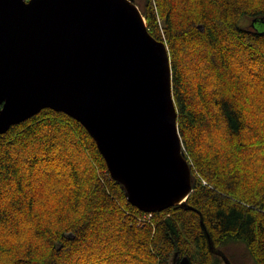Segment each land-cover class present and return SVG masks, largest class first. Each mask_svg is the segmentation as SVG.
Instances as JSON below:
<instances>
[{"label":"trees","instance_id":"1","mask_svg":"<svg viewBox=\"0 0 264 264\" xmlns=\"http://www.w3.org/2000/svg\"><path fill=\"white\" fill-rule=\"evenodd\" d=\"M134 1L170 52L192 193L138 224L87 128L44 108L0 133V264H219L208 233L264 264V0Z\"/></svg>","mask_w":264,"mask_h":264},{"label":"water","instance_id":"2","mask_svg":"<svg viewBox=\"0 0 264 264\" xmlns=\"http://www.w3.org/2000/svg\"><path fill=\"white\" fill-rule=\"evenodd\" d=\"M44 108L87 128L140 210L163 211L192 193L170 52L134 0H0V133Z\"/></svg>","mask_w":264,"mask_h":264},{"label":"rangeland","instance_id":"3","mask_svg":"<svg viewBox=\"0 0 264 264\" xmlns=\"http://www.w3.org/2000/svg\"><path fill=\"white\" fill-rule=\"evenodd\" d=\"M250 25V20H248ZM264 24L261 25L260 31H263ZM209 185V183L207 182ZM229 256L233 264H255L247 246L244 243L238 242L230 247ZM219 264H225L221 262Z\"/></svg>","mask_w":264,"mask_h":264},{"label":"built area","instance_id":"4","mask_svg":"<svg viewBox=\"0 0 264 264\" xmlns=\"http://www.w3.org/2000/svg\"><path fill=\"white\" fill-rule=\"evenodd\" d=\"M203 182H204V184H207V181L204 180V179H203ZM153 213L154 212H146L144 214L138 215L137 216V222H138V224H144L147 221L151 222L152 221V218H153Z\"/></svg>","mask_w":264,"mask_h":264},{"label":"flooded vegetation","instance_id":"5","mask_svg":"<svg viewBox=\"0 0 264 264\" xmlns=\"http://www.w3.org/2000/svg\"><path fill=\"white\" fill-rule=\"evenodd\" d=\"M261 26V22L259 21H250V28L252 29H259Z\"/></svg>","mask_w":264,"mask_h":264}]
</instances>
